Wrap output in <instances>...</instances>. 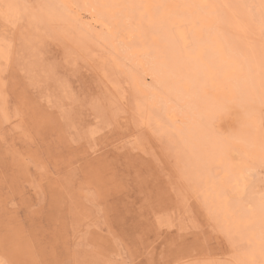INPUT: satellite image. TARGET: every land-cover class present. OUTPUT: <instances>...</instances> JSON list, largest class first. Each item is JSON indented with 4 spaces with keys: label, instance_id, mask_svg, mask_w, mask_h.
<instances>
[{
    "label": "rangeland",
    "instance_id": "obj_1",
    "mask_svg": "<svg viewBox=\"0 0 264 264\" xmlns=\"http://www.w3.org/2000/svg\"><path fill=\"white\" fill-rule=\"evenodd\" d=\"M0 264H264V0H0Z\"/></svg>",
    "mask_w": 264,
    "mask_h": 264
},
{
    "label": "bare ground",
    "instance_id": "obj_2",
    "mask_svg": "<svg viewBox=\"0 0 264 264\" xmlns=\"http://www.w3.org/2000/svg\"><path fill=\"white\" fill-rule=\"evenodd\" d=\"M5 1V0H4ZM10 1V0H9ZM83 1V0H82ZM84 3V2H83ZM177 4V3H176ZM175 4V5H176ZM170 7H172L171 5H170ZM173 8V7H172ZM175 8V7H174ZM19 9H22V8H19ZM23 9H25V7L23 8ZM161 10V9H160ZM162 10H164V9H162ZM165 10H167V9H165ZM170 10V9H169ZM172 11H173V9H171ZM149 11V10H148ZM151 12V11H150ZM161 12V11H160ZM143 13H144V11H143ZM152 13V12H151ZM161 14H163V13H161ZM154 15H156V14H154ZM149 15H146L145 14V18L147 19V17H148ZM152 16H153V14H152ZM158 16V15H157ZM141 17V16H140ZM144 17V15H142V18ZM163 17V16H162ZM162 17H160V18H162ZM149 21V20H148ZM153 22V21H152ZM152 22H151V24H152ZM141 24H142V22H141ZM146 24V23H145ZM139 25V24H138ZM148 26V27H147ZM145 27V26H144ZM145 28H151V25H150V21H149V25H146V27ZM154 41H155V39H154ZM231 191H229L228 192V194H227V197H229V198H232L233 199V197L235 196V195H231ZM256 212H257V208H256V210H255V212H254V214L253 215H255L256 214ZM260 221H263V219H261ZM244 222V221H243ZM249 222H250V220H249ZM247 223V222H246Z\"/></svg>",
    "mask_w": 264,
    "mask_h": 264
}]
</instances>
